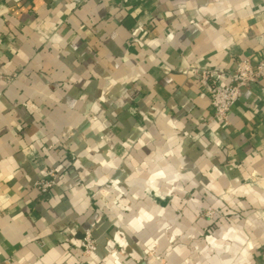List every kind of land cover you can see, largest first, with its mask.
Wrapping results in <instances>:
<instances>
[{
	"label": "crops",
	"instance_id": "obj_1",
	"mask_svg": "<svg viewBox=\"0 0 264 264\" xmlns=\"http://www.w3.org/2000/svg\"><path fill=\"white\" fill-rule=\"evenodd\" d=\"M242 60L264 0H0V264H264V81L197 80Z\"/></svg>",
	"mask_w": 264,
	"mask_h": 264
},
{
	"label": "built area",
	"instance_id": "obj_2",
	"mask_svg": "<svg viewBox=\"0 0 264 264\" xmlns=\"http://www.w3.org/2000/svg\"><path fill=\"white\" fill-rule=\"evenodd\" d=\"M218 70L203 69L197 72V80L208 88L210 103L215 116L227 119L233 108L240 101L244 90L253 84L264 81V60L253 65L249 60L239 61L236 69L229 73V81L221 83ZM4 79L0 70V81ZM58 173L54 169L48 171V179L36 183L42 194L50 193L58 185ZM216 212L207 208L206 217L213 220ZM97 251V242L90 230L84 233V254L92 255Z\"/></svg>",
	"mask_w": 264,
	"mask_h": 264
},
{
	"label": "rangeland",
	"instance_id": "obj_3",
	"mask_svg": "<svg viewBox=\"0 0 264 264\" xmlns=\"http://www.w3.org/2000/svg\"><path fill=\"white\" fill-rule=\"evenodd\" d=\"M210 207H211V206H210ZM207 208H209V207H207ZM207 208H206L205 211H204V215H205V216H206ZM211 209H212L213 211H215L213 207H211ZM206 218H207V217H206ZM207 219H209V218H207ZM209 220H210V219H209Z\"/></svg>",
	"mask_w": 264,
	"mask_h": 264
}]
</instances>
